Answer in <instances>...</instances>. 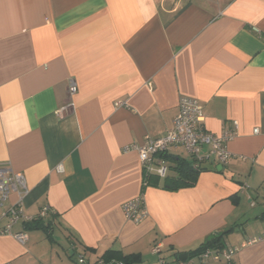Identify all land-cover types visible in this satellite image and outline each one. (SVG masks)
I'll return each mask as SVG.
<instances>
[{
	"label": "crops",
	"instance_id": "crops-1",
	"mask_svg": "<svg viewBox=\"0 0 264 264\" xmlns=\"http://www.w3.org/2000/svg\"><path fill=\"white\" fill-rule=\"evenodd\" d=\"M182 97L206 130L235 133L232 157L192 188L148 187L132 223L122 207L143 167L124 148L165 136ZM2 165L24 175L31 220L12 228L26 244L0 233V264H106L110 251L177 264L217 235L239 248L231 264H264V0H0ZM34 219L51 233L27 231Z\"/></svg>",
	"mask_w": 264,
	"mask_h": 264
},
{
	"label": "built area",
	"instance_id": "built-area-1",
	"mask_svg": "<svg viewBox=\"0 0 264 264\" xmlns=\"http://www.w3.org/2000/svg\"><path fill=\"white\" fill-rule=\"evenodd\" d=\"M77 90L74 83L71 84L70 92ZM122 106L124 103H117ZM205 113L203 106L195 99L182 97L178 105V113L172 122L171 128L165 136L157 139L146 137L143 145H130L124 148V152L134 151L138 154L143 171L146 175H157L161 179L169 174L170 162L166 156L173 155L177 150H184L188 159L194 161L195 169H202L203 165L215 160L221 165H227L232 157L227 149V143L234 137L235 133L227 132L222 135H215L205 126ZM258 133V130H255ZM18 194L14 204L9 205L13 194ZM28 194L26 179L22 173L14 172L10 165L0 166V219H7L1 234L13 235L21 244L29 241L27 233H12V228L19 220H31L24 214V198ZM49 207L42 209L40 217H45ZM127 220L139 224L148 216L145 198L138 196L125 203L122 207ZM239 248L232 249H206L197 257L202 261H225L228 264L233 262ZM154 254L161 253L160 245L153 249ZM77 264H88L84 254H80ZM164 264V261H161ZM177 264H187L179 261Z\"/></svg>",
	"mask_w": 264,
	"mask_h": 264
},
{
	"label": "trees",
	"instance_id": "trees-1",
	"mask_svg": "<svg viewBox=\"0 0 264 264\" xmlns=\"http://www.w3.org/2000/svg\"><path fill=\"white\" fill-rule=\"evenodd\" d=\"M166 158L170 162V174L161 179L157 175H146L143 171L142 192L140 195H144L148 187L159 185L160 181H162V188L169 192H177L182 189L192 188L196 185L200 174L205 171L203 168L198 170L195 169L194 161L191 159H185L174 155L166 156ZM25 228L27 231L44 230L47 233H51L50 223H45L42 219H34L26 223ZM222 237V235L214 236L199 249L179 254V260L188 261L197 257L206 249H224ZM103 260L106 264H111V262L114 261L119 264H135L139 261L141 262V258L138 255L131 254L125 256L115 251L105 253Z\"/></svg>",
	"mask_w": 264,
	"mask_h": 264
},
{
	"label": "rangeland",
	"instance_id": "rangeland-1",
	"mask_svg": "<svg viewBox=\"0 0 264 264\" xmlns=\"http://www.w3.org/2000/svg\"><path fill=\"white\" fill-rule=\"evenodd\" d=\"M182 152H183V156L185 157L186 156V152L182 149ZM188 156V155H187ZM169 174H170V169H169Z\"/></svg>",
	"mask_w": 264,
	"mask_h": 264
},
{
	"label": "water",
	"instance_id": "water-1",
	"mask_svg": "<svg viewBox=\"0 0 264 264\" xmlns=\"http://www.w3.org/2000/svg\"><path fill=\"white\" fill-rule=\"evenodd\" d=\"M218 170H221V167H218Z\"/></svg>",
	"mask_w": 264,
	"mask_h": 264
}]
</instances>
